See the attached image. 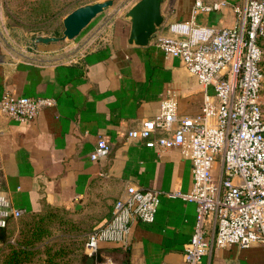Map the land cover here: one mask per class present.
Returning <instances> with one entry per match:
<instances>
[{"label": "crops", "instance_id": "obj_1", "mask_svg": "<svg viewBox=\"0 0 264 264\" xmlns=\"http://www.w3.org/2000/svg\"><path fill=\"white\" fill-rule=\"evenodd\" d=\"M195 1L165 0V20L157 32L167 31L176 19L235 23L232 4L194 15ZM132 4L66 44L36 43L35 37L11 28L0 8V96L13 92L56 98L28 122L0 112V187L14 205L29 211L46 205L79 209L91 199L105 198V217L95 228L108 220L116 199L130 189L157 187L163 192L155 220H134L123 242L101 243L96 259L185 264L196 202L168 192L192 189V162L179 146H148L143 139L128 138L127 132L160 112L168 89L176 93L179 114L198 113L204 88L182 59L167 56L153 36L147 45L128 42L131 22L125 13ZM104 23L110 24L109 40L78 56L79 41ZM100 137L108 140L111 151L92 158ZM220 167L218 160L215 174ZM81 199L83 205L74 207ZM88 259L95 264V257ZM200 264H264V244L214 246Z\"/></svg>", "mask_w": 264, "mask_h": 264}, {"label": "built area", "instance_id": "obj_2", "mask_svg": "<svg viewBox=\"0 0 264 264\" xmlns=\"http://www.w3.org/2000/svg\"><path fill=\"white\" fill-rule=\"evenodd\" d=\"M232 4L233 25L203 24L176 19L167 31L156 32L154 42L167 56L180 57L204 88L201 110L179 114L178 99L168 89L160 112L128 130L132 139L148 146H179L191 160L193 186L188 192H168L196 202L194 232L184 250L185 264H200L214 246L264 244V71L260 66L264 35V0H196L193 13L209 12ZM110 24L104 23L77 44L78 56L109 40ZM75 57V56H73ZM56 103L52 96H0V112L19 121L34 119L40 110ZM111 151L107 139L97 140L92 158ZM221 167L215 174L217 161ZM157 187H137L118 197L108 220L92 230L85 252L97 257L102 242H123L134 220H155L162 197ZM24 209L14 205L0 187V227ZM95 264H130L110 257Z\"/></svg>", "mask_w": 264, "mask_h": 264}, {"label": "trees", "instance_id": "obj_3", "mask_svg": "<svg viewBox=\"0 0 264 264\" xmlns=\"http://www.w3.org/2000/svg\"><path fill=\"white\" fill-rule=\"evenodd\" d=\"M37 34L40 33L34 36ZM259 44L264 71V35ZM105 206V198L91 199L79 209L46 205L41 211L23 210L19 216L9 217L7 224L0 227V264H88L83 245L105 217ZM12 231H18L14 242L9 240Z\"/></svg>", "mask_w": 264, "mask_h": 264}, {"label": "rangeland", "instance_id": "obj_4", "mask_svg": "<svg viewBox=\"0 0 264 264\" xmlns=\"http://www.w3.org/2000/svg\"><path fill=\"white\" fill-rule=\"evenodd\" d=\"M89 1L93 0H0V8L3 9L7 23L11 28L34 38V34L36 33L50 32L48 34H62L64 16L74 6H79ZM134 1L136 0H116L113 6L98 14L79 35L68 42L61 43L66 44L72 40L80 39L86 32L93 29L96 24L102 20H106L108 16H112L117 12L119 13L121 8H127ZM262 101L264 107V87L262 90ZM63 215L68 216V213ZM16 233L12 231L13 235L9 238L10 242L16 240Z\"/></svg>", "mask_w": 264, "mask_h": 264}, {"label": "water", "instance_id": "obj_5", "mask_svg": "<svg viewBox=\"0 0 264 264\" xmlns=\"http://www.w3.org/2000/svg\"><path fill=\"white\" fill-rule=\"evenodd\" d=\"M115 2L116 0H93L81 4L64 16L62 34L41 33L37 34L34 40L36 43L68 42L79 35L98 14L109 9ZM164 2L165 0H136L126 11L125 16L131 22L129 43L138 45L150 43L152 36L165 20ZM83 203L84 199H81L74 207L79 208ZM93 260V256L88 259L89 262Z\"/></svg>", "mask_w": 264, "mask_h": 264}]
</instances>
